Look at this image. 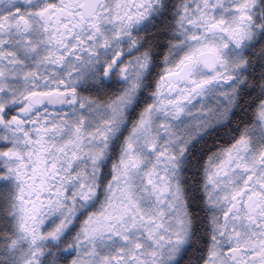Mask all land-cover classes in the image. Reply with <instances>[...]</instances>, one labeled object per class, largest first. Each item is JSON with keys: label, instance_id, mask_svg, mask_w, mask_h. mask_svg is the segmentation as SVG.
<instances>
[{"label": "snow or ice", "instance_id": "snow-or-ice-1", "mask_svg": "<svg viewBox=\"0 0 264 264\" xmlns=\"http://www.w3.org/2000/svg\"><path fill=\"white\" fill-rule=\"evenodd\" d=\"M0 264H264V0H0Z\"/></svg>", "mask_w": 264, "mask_h": 264}]
</instances>
